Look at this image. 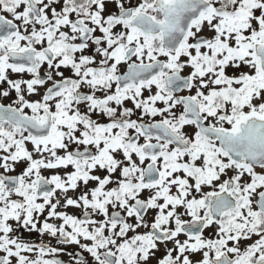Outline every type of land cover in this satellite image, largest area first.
I'll use <instances>...</instances> for the list:
<instances>
[{
  "label": "snow or ice",
  "instance_id": "1",
  "mask_svg": "<svg viewBox=\"0 0 264 264\" xmlns=\"http://www.w3.org/2000/svg\"><path fill=\"white\" fill-rule=\"evenodd\" d=\"M0 264H264V0H0Z\"/></svg>",
  "mask_w": 264,
  "mask_h": 264
}]
</instances>
